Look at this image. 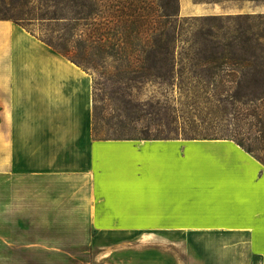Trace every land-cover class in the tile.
<instances>
[{
    "label": "crops",
    "instance_id": "0c3cea01",
    "mask_svg": "<svg viewBox=\"0 0 264 264\" xmlns=\"http://www.w3.org/2000/svg\"><path fill=\"white\" fill-rule=\"evenodd\" d=\"M93 120L91 75L0 20V262L264 264L255 155L230 138L105 139Z\"/></svg>",
    "mask_w": 264,
    "mask_h": 264
},
{
    "label": "trees",
    "instance_id": "16d2710c",
    "mask_svg": "<svg viewBox=\"0 0 264 264\" xmlns=\"http://www.w3.org/2000/svg\"><path fill=\"white\" fill-rule=\"evenodd\" d=\"M177 2L164 0L160 31L154 28L144 36L142 25L135 26V37L145 39L141 48L122 45L131 38L124 31L131 13H138L137 7L117 8L114 4L103 5L101 0H0V20H13L33 35L38 20L48 22L62 32L53 36L41 31L40 38L37 37L95 74L94 133L100 130V120L108 126L103 128L106 135L101 138L173 139L181 138L182 134L193 139L198 137L191 130L181 132L179 126L184 121L195 125L196 121L189 116L186 119L169 99L141 100L131 92L132 88L145 81L175 85L187 69L194 77L208 82L203 88L205 92L209 91V83L221 82L206 97L197 94L187 97L190 98L188 105L195 111L197 103L207 104V114L213 115L215 121H221L231 113L227 103L235 105L245 104L248 99L254 102L263 100L264 29L260 27L264 26V14L241 13L230 17L235 22L233 30L226 29L222 35L207 33L201 46L183 52L188 62L181 65L180 34L177 31L181 17ZM104 8L108 11L105 16L120 19L121 34L117 33L119 29L113 31L111 24L103 27ZM85 24L90 26L87 36L81 29ZM226 78H230L227 80L229 87L222 84ZM251 83L252 89L249 87ZM109 109V115L105 116L104 112ZM194 118L205 121L204 116L196 112ZM260 121L264 126V116ZM142 123H145L144 128L139 130ZM257 137L259 142L260 138L264 140L263 134ZM235 141L264 163V156L256 154L264 151V142L263 145H252L244 139Z\"/></svg>",
    "mask_w": 264,
    "mask_h": 264
},
{
    "label": "rangeland",
    "instance_id": "374dc122",
    "mask_svg": "<svg viewBox=\"0 0 264 264\" xmlns=\"http://www.w3.org/2000/svg\"><path fill=\"white\" fill-rule=\"evenodd\" d=\"M197 4H207V5H218L221 7L220 12L208 14V15H185L183 9L182 0H178V8L181 20L179 21L177 31L180 36L179 50L182 52L179 55V59H182L181 65H185L188 62L186 54L183 52L188 50L190 47L201 46L203 42V37L210 32L217 33L222 35L226 29L233 30L235 22L230 17H234L237 14L241 13H252V14H264V0H193ZM102 4H114L119 8L120 6H126L135 8L137 7L138 13H131V16L128 17V21L126 22L125 33L130 34L131 38L128 42L122 43L124 46H132L139 47L145 45V39L140 36V38H136L135 35L137 32L135 31V26L142 25L141 30L144 36L149 35L148 32H152L154 28L158 31L161 30L163 25V3L164 0H101ZM108 8V7H107ZM107 8H104L106 12L101 17V22L103 23V27H108L109 24L114 29L118 30L119 33L122 28L120 27V19L115 18L111 19L110 17L105 16L107 14ZM13 21V20H11ZM87 22V20H85ZM90 21V20H88ZM258 22V20H257ZM18 24V23H17ZM48 22H39L35 23V36H40L41 31L46 33L47 35L57 36L60 34L57 31L58 28L54 27L52 24L48 25ZM20 25V24H19ZM119 25V26H118ZM22 26V25H21ZM23 27V26H22ZM25 28V27H24ZM153 28V29H152ZM26 29V28H25ZM84 35L87 36L90 31V26L85 24L84 27H81ZM260 29H264V26H261ZM229 31V30H228ZM62 33V32H61ZM136 38V39H135ZM183 48V49H182ZM188 70V69H187ZM184 72V75L181 77V80H176L175 85L168 86L166 84H160L158 82L145 81L143 83L137 84L136 88H132V93L137 95L141 100H147L149 98L154 99H169L172 104H175L180 110L181 114L184 117H191L195 122V125H191L189 122H185L180 124V130L183 132L191 130L194 135L198 138L203 137H223L230 136L231 139H244L247 144L252 145H263L264 140L260 138V142L257 140V136L264 135V126L263 121H260V117L264 116V99L258 100L256 102L251 101L250 99L246 100L245 104H235L228 105V109L231 113L221 121H215L213 119V115L207 114L209 111L206 108L207 104L197 103L196 111L188 105V96H193L195 94L200 95L202 97L208 96V93L211 94V89L221 82H216V84L209 83V91H203L204 85H208V82L202 80L200 78L194 77L193 73H189L188 71ZM88 72V71H87ZM93 79V93H94V101H95V74L88 72ZM230 78H226L222 84H226L227 87L230 86L229 80ZM219 80V79H218ZM253 82V81H252ZM229 84V85H228ZM181 86V88H180ZM225 86V85H224ZM252 89L254 86L251 83L249 86ZM249 90V89H245ZM103 104V103H102ZM212 109V106H210ZM203 110V111H202ZM110 109L104 112L105 116H108ZM199 113L204 116L205 121H201L194 118V115ZM187 119V118H186ZM145 123L139 125V130L144 128ZM100 130L97 134V137H103L106 135L103 130L108 128V126L100 120L98 125ZM194 130V131H193ZM263 130V131H261ZM225 134V135H224ZM183 139H191L187 138L185 135H180ZM186 137V138H184ZM194 139V138H193ZM256 154L264 156V151L257 152ZM264 164V163H263ZM34 264L37 262L24 261V262H0V264Z\"/></svg>",
    "mask_w": 264,
    "mask_h": 264
}]
</instances>
